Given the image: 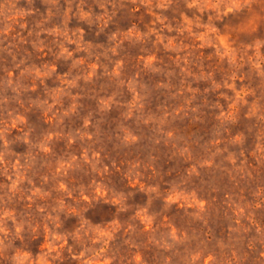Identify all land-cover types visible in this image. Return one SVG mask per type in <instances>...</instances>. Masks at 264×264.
I'll use <instances>...</instances> for the list:
<instances>
[{
  "label": "rangeland",
  "instance_id": "obj_1",
  "mask_svg": "<svg viewBox=\"0 0 264 264\" xmlns=\"http://www.w3.org/2000/svg\"><path fill=\"white\" fill-rule=\"evenodd\" d=\"M0 264H264V0H0Z\"/></svg>",
  "mask_w": 264,
  "mask_h": 264
}]
</instances>
